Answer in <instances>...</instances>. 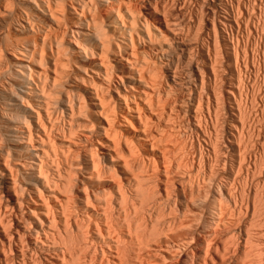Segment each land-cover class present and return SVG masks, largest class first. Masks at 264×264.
<instances>
[{
    "label": "bare ground",
    "instance_id": "1",
    "mask_svg": "<svg viewBox=\"0 0 264 264\" xmlns=\"http://www.w3.org/2000/svg\"><path fill=\"white\" fill-rule=\"evenodd\" d=\"M225 1L205 59L176 0H0V264H264V0Z\"/></svg>",
    "mask_w": 264,
    "mask_h": 264
},
{
    "label": "rangeland",
    "instance_id": "2",
    "mask_svg": "<svg viewBox=\"0 0 264 264\" xmlns=\"http://www.w3.org/2000/svg\"><path fill=\"white\" fill-rule=\"evenodd\" d=\"M148 1H149V2L151 1V2L154 3V5H155V2H154V1H156V0H153V1H152V0H142V2H144V3L141 2V4H140L141 7H138V10L140 11V8H142V9H141V10H142V13H147V12H149V11L154 12V8H155L154 5H152L151 3H150L151 5H150ZM160 1H161V2H160ZM160 1L157 0V2H160L161 5L165 2V0H164V1H163V0H160ZM162 1H163V2H162ZM176 1H178L179 5L176 6V5L171 4V3H169V4L174 5V6H176V7H180V8H178V9H179V11H178L179 13L175 12V11H177L178 9L175 8L174 6H173V7H174V8H173V11H174V13H176L175 15H177V14L180 15V17L178 16L179 18H181V19H180V23H181L180 27H182V26L184 27V26H185L184 28L182 27V30H183V31L185 30L186 32L184 31V32H185V35H184V32L182 31V35H184V36L187 35V32L190 30L189 26L192 24V25L194 26V28H193L192 26H190L192 29H191V31H189L188 33H189V34H197L198 36L195 37L196 39H197V38H200V37L203 35V37H201L202 40L200 39V41L203 42V44H204L205 47L202 46L203 44H202V42L199 41V39H197V40L194 39V41H195V43L198 42V43H197V46L199 45V48H198V49H199V50L202 49L201 51H204L203 48L206 49V48H207L206 46H208L206 43L212 45V43H211L212 40L208 37V33L206 32L207 30L210 31L211 28H212V27H211L212 25L210 24V22L213 23V20H215V18L217 19V18L219 17V18H222V19H223V17H224L225 15L230 14V13H225V11H224V6L222 5V1L224 2L225 0H191V1H190V0H187V1L183 0L184 2H183L182 0H176ZM188 1H190L191 4H190V2H189V4H188ZM204 1H206V2L208 1V2L206 3V2H204ZM214 1H215V2H214ZM157 2H156V6L159 5L160 8L164 7L165 4H166V5L168 4V3H165L164 6H163V5L161 6V5L158 4ZM166 2H167V0H166ZM185 2H186V4H185ZM195 2H196V3H195ZM228 2H229V0H227V3H228ZM193 3H194V4H193ZM197 3H198V4H197ZM224 3H226V1H225ZM157 4H158V5H157ZM169 4H168V5H169ZM181 4H182V7H183V5H184V8H182V9H181ZM202 4H203V7H204V8L201 7ZM138 5H139V4H138ZM140 5H139V6H140ZM143 5H144V6H143ZM149 5H150V6H149ZM185 5L187 6L188 10H187V8H185ZM188 5H190V7H189ZM192 5H193V6H192ZM197 5H198V6H197ZM200 5H201V6H200ZM205 5H206V6H205ZM210 5H211V6H210ZM151 6H153L154 8H152ZM191 6H192V7H191ZM159 7H158V8H159ZM168 7H169V6H168ZM207 7H208V8H207ZM213 7H214V8H213ZM160 8H159V9H160ZM215 8H216V9H215ZM219 8H220V9H219ZM222 8H223V9H222ZM147 9H148V10H147ZM174 9H175V10H174ZM185 9H186V10H185ZM192 9H193V11H192ZM217 9H218V10H217ZM181 10H182V12H184L185 14L182 13ZM183 10H184V11H183ZM189 10H190V11H189ZM200 10H201V11L203 10V11H204L203 13H207L208 15L206 14V15L203 16V13L201 12V13H202V14H201V13H200ZM216 10H217V11H216ZM170 11H171V10H170ZM220 11H221V12H220ZM186 12H187V13H186ZM171 13H173V12L171 11ZM181 13H182V14H181ZM190 13L192 14V16H191ZM197 13H199V14H197ZM214 13H215V14H214ZM218 13H219V14H218ZM222 13L224 14V16H223ZM183 14H184V15H183ZM187 14H188V16H187ZM200 14H201L202 16H200ZM181 15H182V16H181ZM189 15L191 16V20L188 19V18H190ZM198 15H199V16H198ZM214 15H215V16H214ZM184 16H185L186 18L188 17V18H187L188 20H187L186 18L184 19ZM207 16H208V18H207ZM217 16H218V17H217ZM222 16H223V17H222ZM232 16H233V15L231 14V15H229V16H227V17H228V18H232ZM156 17H157L158 19H162L161 16H158V15H157ZM182 17H183V18H182ZM200 17H205V18H206V20H205V18H204V20H202L203 22L206 21L205 23H202L203 25H202V24L199 25V24H200V21H198V20L201 19ZM175 18H176V17H175ZM179 18H176V19H179ZM193 18H194V20H193ZM197 19H198V20H197ZM208 19H209V20L212 19V20L209 21ZM232 19H233V18H232ZM182 20H183V21H182ZM192 20H193V21H192ZM195 20H197V21H195ZM178 21H179V20H178ZM188 21H189V23H188ZM216 21H217V20H216ZM194 22H195V23H194ZM186 23H187V25H189V26H186ZM196 23H197V25H196ZM232 23H233V25H235L234 21H233ZM157 24H158V22L156 23V25H157ZM206 24H207L208 26H207ZM195 25H196V26H195ZM198 25H199V27L201 26V27H200L201 30H202V31L204 30L203 32H205V33H203V32H200V33H199L200 28H199V29L197 28ZM159 26H160V27H159ZM205 26H206V28H204ZM158 27H159L160 29L164 30V29H163V28H164L163 25L161 26V24H160V25L158 24ZM161 27H162V28H161ZM202 27H203V28H202ZM209 27H210V28H209ZM219 27H221L220 24H219ZM186 28H187V29H186ZM188 28H189V29H188ZM194 29H195V30H194ZM192 30H193L195 33H194ZM196 30H197V31L199 30V31L196 32ZM190 32H192V33H190ZM189 34L186 36L187 40H188V38H189V36H190ZM199 34H200V37H199ZM224 34H225V35H224L225 39H226V40H229V39H230L229 36H231L230 33H229V34H228V33H224ZM204 35H205V36H204ZM206 35H207V36H206ZM192 36H194V35H192ZM192 36H190V37H192ZM193 38H194V37L191 38L192 40L189 38L188 41H190V40L193 41ZM203 38H204V39H203ZM207 39H208L209 41H207ZM188 41H187V44L189 43L188 45H190V43H192V42H191V41L188 42ZM195 43H192V45H194ZM200 43H201V45H200ZM205 44H206V45H205ZM209 46H210V45H209ZM173 50H175V49H173ZM173 50H170V51H171V54H172V56H171V54H170V57H169V58L171 59V66H170V67H172V68L175 67V68H176L177 66H179V69H180V68L182 69V70H179V71L183 73L184 70H187V69H188V68H187V65H188V58H187V56H186L187 54H186V52L184 53V51L180 50L179 48H178V49L176 48V50H178V51H176V50L173 51ZM172 52H173V53H172ZM174 52H175V53H174ZM204 52H205V51H204ZM204 52H203V53H204ZM176 54H177L178 56L180 55V57H177ZM175 55H176V56H175ZM203 55H205V56H203V57H205V59H208V56H207L206 52H205ZM226 56H227V55H226ZM226 56L224 55V60H225V61H226V60L229 61V58L226 57ZM155 57H156V56H154V55L152 56L153 60H155V63L157 62V66H158V65H159V67L162 66V65H161L162 62H160V61H159L157 58H155ZM173 59H174V60H173ZM178 59H179V60H178ZM153 60H152V61L150 60V61L153 62V64H154V61H153ZM179 61H180V62H179ZM225 61H224V62H225ZM227 61H226V62H227ZM174 62H175V66L173 65ZM177 62H178V63H177ZM157 66H156V67H157ZM180 66H182V67H180ZM159 67H158V68H159ZM192 67H193V70H194V65H193ZM162 68H163V71H164V72L167 71V72H165V73L168 75L169 82L172 83V85H173V87H174V89H175V90L173 89V91H174V93L177 95V96H176V95L172 92V90L170 91V93H169V91H168V93H169L172 97L174 96L173 99L169 98L170 96H168L169 100L171 99L172 101H174L175 98L178 99L179 94H182V91H183V94L186 95V93L188 92V90L186 89L187 87H186V86H181V85H179V83H177V84H176V83H173L171 69H167L166 67H163V66H162L161 68H159V70L162 71ZM185 68H186V69H185ZM195 70H196V68H195ZM163 71H162V72H163ZM165 84H167V82H166ZM166 87H167V85L164 86V88H165V89H163V91L165 90L164 92H166V90H167ZM167 88H168V87H167ZM164 92H163V94H164ZM179 92H180V93H179ZM185 92H186V93H185ZM165 98H167L166 95H165ZM171 100H170V101H171ZM174 102H175V101H174ZM177 106H178V104H177ZM173 114H174V113H173ZM175 114H177V113H175ZM174 116H176V115H174ZM195 140H196V139H195ZM195 143H196V141H195ZM201 243H202V242H201ZM201 243L197 245V249H198V250H201V248H202L201 245L203 246V244H201Z\"/></svg>",
    "mask_w": 264,
    "mask_h": 264
}]
</instances>
